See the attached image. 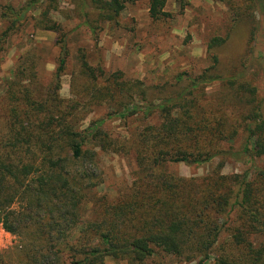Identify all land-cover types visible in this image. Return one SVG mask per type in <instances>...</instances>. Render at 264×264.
<instances>
[{"label": "trees", "instance_id": "trees-1", "mask_svg": "<svg viewBox=\"0 0 264 264\" xmlns=\"http://www.w3.org/2000/svg\"><path fill=\"white\" fill-rule=\"evenodd\" d=\"M132 1L98 0L93 8L103 20L116 22ZM147 1L154 21L165 16V0ZM41 26L61 38L55 83L49 92L41 91L38 59L26 56L1 106L6 121L0 139V224L23 240L19 264H105L106 258L166 264L167 257L182 263L264 264V169L249 179L223 175L221 165L194 182L165 170L170 163L202 165L224 158L225 145L241 135L243 153L264 158V96L246 81L242 66L229 74L221 70L214 51L227 40L210 42L211 69L195 79L181 73L172 87H162L164 96L170 93L158 101L144 82L126 80L120 72L107 77L82 51L74 97L63 100L60 81L69 49L61 25L44 14ZM88 26L95 35L96 28ZM214 82L221 89L206 95L204 88ZM101 107L110 110L108 118L122 121L158 114L159 124H149L132 142L111 138L103 130L105 119L81 131L93 109ZM89 138L104 152H134L137 179L130 194L114 200L93 196L95 179L86 166L96 164L97 154L86 150ZM89 204L94 215L87 221ZM80 226L85 228L76 236ZM3 260L0 256V264Z\"/></svg>", "mask_w": 264, "mask_h": 264}, {"label": "rangeland", "instance_id": "rangeland-1", "mask_svg": "<svg viewBox=\"0 0 264 264\" xmlns=\"http://www.w3.org/2000/svg\"><path fill=\"white\" fill-rule=\"evenodd\" d=\"M32 1L0 0V39L10 32L0 46V139L5 133L6 121L1 116V106L22 59L29 55L38 59L35 73L41 91L49 92L55 83L61 38L42 28L44 14L61 25V34H64L69 49L67 69L60 81L59 97L63 100L74 97L73 78L82 51L89 63L102 68L107 77L120 72L126 80L144 82L153 90L150 97L158 101L170 93L164 96L162 87H172L181 73L195 79L212 68L209 44L215 38L227 40L222 48L214 51L220 58L221 70L229 74L242 66L248 72L246 81L257 86L264 96V0H165V16L158 21L150 16L149 1L133 0L126 3L116 22L103 20L94 10V1L98 0H37L35 6L30 7ZM239 13L246 19L240 23ZM88 25L96 28L95 35ZM220 89L218 82L204 88L206 95ZM109 113L107 108H94L82 123L81 131H86L91 123L105 119L103 130L111 138L132 142L149 124H159L158 114L151 120H144L139 115L122 121L108 118ZM245 143L246 137L241 135L235 142L225 145L228 154L224 158H215L202 165L170 163L165 170L194 182L213 175L223 165V175L253 178L256 170L264 169V158L252 159L244 154ZM85 148L97 154L96 164L86 166L95 179L93 196L114 200L130 194L137 179L134 152L128 156L104 152L95 147L90 138ZM14 209L21 211L19 205ZM93 209L89 204L84 213L85 220L93 218ZM84 228L80 226L76 236ZM22 245L20 236L7 232L0 224V256L5 264H19ZM164 261L166 264H197L182 263L171 257ZM105 264L128 262L106 258Z\"/></svg>", "mask_w": 264, "mask_h": 264}]
</instances>
